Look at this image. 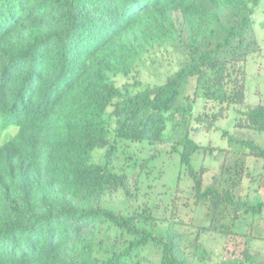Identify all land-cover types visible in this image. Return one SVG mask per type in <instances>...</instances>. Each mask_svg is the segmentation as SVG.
Segmentation results:
<instances>
[{"label":"trees","instance_id":"obj_1","mask_svg":"<svg viewBox=\"0 0 264 264\" xmlns=\"http://www.w3.org/2000/svg\"><path fill=\"white\" fill-rule=\"evenodd\" d=\"M260 1L0 0V264H210L207 234L227 245L214 264H264V143L243 133H264L245 92ZM198 98L216 109L194 116ZM231 106L226 146L193 139ZM183 177L202 224L176 208Z\"/></svg>","mask_w":264,"mask_h":264},{"label":"rangeland","instance_id":"obj_2","mask_svg":"<svg viewBox=\"0 0 264 264\" xmlns=\"http://www.w3.org/2000/svg\"><path fill=\"white\" fill-rule=\"evenodd\" d=\"M254 19L255 22L253 24V33L256 39L258 40L261 50L258 52H254L250 55H248V59L246 62V81H245V92H246V102L249 105H254L257 103H264V25H261L259 22L264 20V0H261L258 4V6L255 9L254 12ZM172 57V62L173 61ZM144 67L142 70V74L144 73ZM175 68V65L173 64H167L162 68H158L155 72H152L153 74H156L158 71H162V79L165 77L168 73L172 72ZM145 74V73H144ZM153 74H149L146 72L145 77L148 80H153ZM144 77V76H143ZM145 79V78H144ZM194 79H189L188 84L183 89V94L185 91H191L193 88ZM216 109L215 106H213V103L203 100V98H198L194 107H193V115H197L198 113L202 111L206 112H213ZM236 118V111L234 107H230L226 110L225 115L219 119L215 123V127H213L211 130H205L201 126L198 128L192 129L190 132L192 134L193 139L200 143V144H208L215 146H226L227 140L225 137L222 136V131L227 130L229 133H238L236 129H234L233 124ZM193 125H196L195 122H193ZM200 128V129H199ZM9 131V130H8ZM240 133V132H239ZM244 134H248L251 138H253L256 141H259L261 143H264V133H257L252 130L249 131H243ZM5 137V134L2 135V138ZM164 150H169V147L165 145L163 147ZM142 155L148 153L147 147L141 148ZM205 163L209 166L208 172L205 174L204 178L206 182H209L212 178V175L218 172L219 168V159H212L210 157L204 158ZM199 162H194L195 166H198ZM247 165L249 168L255 165L256 163L253 158H249L247 161ZM179 162H178V156L173 157L171 159H167L164 162V168L161 173V176L157 178L156 185L152 187L153 190H151V195L149 197H153L158 191H161L164 186H174L177 176L179 175ZM181 188L183 189V192H181L180 196L178 197V201L176 202V208L179 210L181 209V215L184 218V221L187 223L189 222L190 217H193V220L195 223L202 224L204 223L205 216L204 211L198 207H194L191 209V201H189L188 206H184L182 204V201L185 200L184 192L188 189L189 186V180L183 177V180L181 182ZM149 197L142 198L143 200L150 201ZM113 208H119V209H127V205L125 202H123L122 195L120 193L116 194L111 198V201L109 203ZM196 208V209H195ZM203 242L206 245V247L209 248V250L212 251V258L213 260L210 261V264H214L215 260L218 259L219 255L222 254L224 249L227 247L225 245V240L222 238H219L214 235H204L203 236ZM253 247L255 249L260 250L261 252H264V241L261 240H255L253 242ZM146 257L152 258V253H145Z\"/></svg>","mask_w":264,"mask_h":264}]
</instances>
